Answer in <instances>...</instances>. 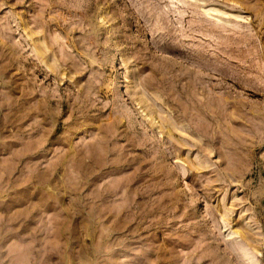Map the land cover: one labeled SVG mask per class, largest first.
<instances>
[{
    "label": "rangeland",
    "instance_id": "374dc122",
    "mask_svg": "<svg viewBox=\"0 0 264 264\" xmlns=\"http://www.w3.org/2000/svg\"><path fill=\"white\" fill-rule=\"evenodd\" d=\"M0 264H264V0H0Z\"/></svg>",
    "mask_w": 264,
    "mask_h": 264
}]
</instances>
